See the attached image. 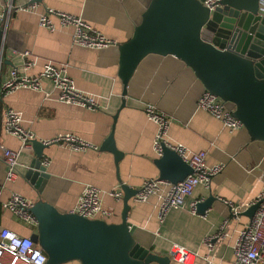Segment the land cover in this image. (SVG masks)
<instances>
[{
    "label": "crops",
    "instance_id": "1",
    "mask_svg": "<svg viewBox=\"0 0 264 264\" xmlns=\"http://www.w3.org/2000/svg\"><path fill=\"white\" fill-rule=\"evenodd\" d=\"M25 2L12 0L13 9L4 25L0 83L10 68L21 70L27 59L34 62L24 71L28 75L38 73L45 61H51L64 65L76 88L93 94L99 107L88 109L58 101L55 89L46 79L38 90L20 88L0 94V226L22 236H30L35 229L3 208L12 193L31 202L40 197L59 211L69 212L86 185L100 190L103 206L111 211L106 221L120 222L123 198L120 184L138 190L144 180L158 179L159 169L154 161L159 155L153 147L157 126L144 112L146 105H154L169 120L166 142L180 144L193 152L204 150L207 164L223 163L224 168L211 178L209 188L197 185L183 207L169 210L160 222L158 196H151L145 202H136L131 197L127 213L131 234L148 252L168 256L170 264H179L170 257L173 244L193 252V264H232L234 234L216 251H209L202 240L213 235L229 214V208L219 199L236 204L264 191V142L251 141L244 127L229 131L207 111L197 108V98L204 90L201 81L189 66L170 55L145 56L130 78L126 94L122 95V84L116 75L117 45L131 37L149 0H42L33 12L19 8ZM47 7L81 16L113 39L116 46L98 50L83 48L73 43L71 27L49 31L39 26L38 15ZM24 51H29L28 57L21 55ZM6 107L21 114L23 127L38 141L69 133L98 148L73 150L56 143L47 144L41 161L42 164L45 159L48 161L44 165L48 179L38 195L24 178L34 156L31 148L20 151L21 166L15 180L5 179L2 151L18 149L20 144L3 130L1 112ZM110 132L115 148L122 153L117 162L113 153L100 150ZM160 188L164 192L167 183H162ZM119 191L122 193L119 201L109 194ZM209 194L215 197L210 207L201 213L197 209L193 213L189 210L191 201L200 202ZM248 219L242 215L236 227ZM63 264L80 263L73 260Z\"/></svg>",
    "mask_w": 264,
    "mask_h": 264
},
{
    "label": "water",
    "instance_id": "2",
    "mask_svg": "<svg viewBox=\"0 0 264 264\" xmlns=\"http://www.w3.org/2000/svg\"><path fill=\"white\" fill-rule=\"evenodd\" d=\"M42 0H26L25 5ZM206 0H149L131 37L117 45L116 75L122 95L139 62L149 54L173 56L189 66L205 90L233 107L232 114L251 141L264 142V5L262 0H218L210 9ZM0 0V49L6 9ZM124 101H122V105ZM116 115L113 119L115 120ZM47 144L31 140L33 158L24 178L40 195L48 179L42 164ZM100 150L110 151L117 162L121 151L107 136ZM158 180L180 182L192 172L181 157L166 145L155 159ZM123 191L120 222L88 219L75 212H61L40 197L29 207L36 220L30 235L46 255L45 264H170L168 256L150 253L133 238L127 223L128 200L137 190L120 184ZM215 197L209 194L197 203L201 213ZM264 197L242 215L252 217Z\"/></svg>",
    "mask_w": 264,
    "mask_h": 264
},
{
    "label": "built area",
    "instance_id": "3",
    "mask_svg": "<svg viewBox=\"0 0 264 264\" xmlns=\"http://www.w3.org/2000/svg\"><path fill=\"white\" fill-rule=\"evenodd\" d=\"M2 6L6 9V19L13 9L12 0H1ZM218 0H206L204 3L212 9ZM264 5V0H262ZM24 11L33 12L36 4L23 5ZM55 19V21L53 20ZM38 25L54 31L58 27L72 28V41L75 45L88 49H103L108 46H116V42L104 36L100 31L84 20L81 16L72 13L44 8L38 15ZM4 38V34H3ZM2 38V42H3ZM29 51H24L23 57L29 56ZM3 46L0 49V65L3 61ZM32 59H27L22 65V69L12 67L6 77L0 83V94H8L20 88L38 90L41 88V81L48 80L57 93V100L64 104H75L88 109L99 107L93 94L85 93L76 88L73 79L68 75L64 65H57L51 61H45L38 73L28 75L24 71L33 65ZM197 108L203 109L219 120L229 131H234L243 127L242 123L232 114L233 107L212 94L203 90L196 101ZM144 112L147 118L157 126V131L153 138V147L157 155H161V145L164 144L174 150L181 159L189 165L192 172L185 176L183 180L175 184L158 179H147L137 190L132 199L136 202H145L151 196H158V221L171 209L183 207L185 200L189 197L197 185L209 188L210 180L219 174L223 168V163L207 164V153L204 150L190 151L186 147L178 144L172 145L165 141L164 137L168 128L169 120L166 115L158 111L154 105H146ZM2 127L5 133L16 137L20 144L18 149L4 148L2 158L5 163V179L13 181L19 175V153L22 149L31 148L33 134L23 127L21 114L6 107L1 112ZM43 144L56 143L68 146L73 150L93 149L97 146L92 143L77 138L73 134H60L48 141H41ZM48 161L45 159L43 165ZM167 183V188L161 192L160 185ZM113 199L119 201L122 193L110 192ZM102 194L100 190L92 185L82 188L76 199V204L72 212H75L88 219L106 220L111 211L102 204ZM264 197V191L251 199H245L239 203H233L225 199L221 200L229 208V214L224 217L213 235L204 237L203 244L209 251H216L228 238L234 234L231 244L233 261L232 264H264V201L260 202L252 217L237 228L242 212L252 204L260 201ZM33 202L18 193H12L3 203V208L11 215L18 218L25 224L35 227L36 220L28 210ZM198 200H193L189 204V210L193 213ZM171 260L179 264H193L195 254L186 248L173 244L170 248ZM206 257V256H205ZM46 255L37 243H34L30 236H22L16 232L0 226V264H45Z\"/></svg>",
    "mask_w": 264,
    "mask_h": 264
}]
</instances>
